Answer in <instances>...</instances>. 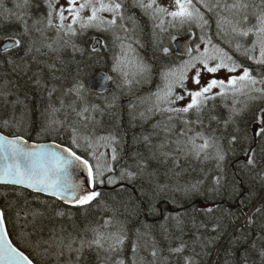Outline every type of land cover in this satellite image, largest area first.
<instances>
[{
    "label": "trees",
    "instance_id": "obj_1",
    "mask_svg": "<svg viewBox=\"0 0 264 264\" xmlns=\"http://www.w3.org/2000/svg\"><path fill=\"white\" fill-rule=\"evenodd\" d=\"M0 3V44L21 42L0 52V133L29 142H56L93 166L97 161L92 153H103L101 164L113 171L98 177L104 183L97 182L95 188L115 187L99 190L100 195L88 204L64 206L21 188L0 186V210L9 238L19 250L34 264H117L121 260L124 264H264V94L251 93L255 99L238 97L246 106L234 104L231 93L216 96L199 112L181 114L157 111L153 99L151 106L137 112V96H154L167 83L164 74L180 69L187 59L174 53L171 38L191 32V47L205 44L201 37L211 38L260 80L264 65L242 54L252 46L253 36L228 40L225 35V42L219 41L217 9L209 12L193 0L208 20L206 27L194 24L176 31L153 52L142 54L134 40L123 41L101 30L107 23L100 30L81 29L79 22L72 21L61 22L64 27H60L52 14L49 24L51 8L42 0H28L27 6L24 0ZM4 9L18 13L22 20L8 17ZM121 12L150 29L164 19L150 21L138 5L122 7ZM254 22L250 17L248 23ZM69 24L75 35L68 32ZM95 40L100 45L92 48ZM142 41L152 48L154 41ZM123 42L137 52V65L147 66L145 84L137 86L130 75L115 74L114 67L124 65L119 54ZM164 48L169 49L167 54ZM252 55L258 57L259 49ZM97 71L111 77L108 91L101 95L87 87L88 77ZM85 108L95 117L82 123L79 113H87ZM142 114L147 115L139 117ZM197 133L213 141L199 156L187 143L193 137L197 145L203 144ZM41 134L48 138L38 140ZM74 136L82 140L81 145L73 144ZM112 148H116L115 161ZM218 151L223 160L218 159ZM249 158L254 161L251 165ZM109 177L115 182L109 183ZM98 236L102 247L91 243ZM116 237L123 243L116 244ZM42 238L53 243L72 239L78 257L65 263L56 257L43 259Z\"/></svg>",
    "mask_w": 264,
    "mask_h": 264
},
{
    "label": "snow or ice",
    "instance_id": "obj_2",
    "mask_svg": "<svg viewBox=\"0 0 264 264\" xmlns=\"http://www.w3.org/2000/svg\"><path fill=\"white\" fill-rule=\"evenodd\" d=\"M197 3H202L209 12L213 9H221L230 13L229 15H222L217 13L216 27L218 33H224L228 35L229 32L234 36L249 37L253 36L255 39L252 42L250 48L243 50V55L248 59L254 61L257 65H264V0H260L259 5L250 3L249 0H232V3H228L227 0H216L215 4H208L206 0H196ZM67 11L72 16V24L80 23L81 29H87L90 27L99 28L105 23L109 26H114L117 23L116 17L119 16L121 20L124 19L121 12L122 4L117 0H111L110 3H104V0H84L83 3H79L77 6V0H67ZM137 5L144 9L146 12L151 10L153 14L160 12H167L168 16H171L174 21L180 25L184 24H197L198 26L207 25L208 20L205 19L204 13L200 11V8L193 3V0H175L176 10L168 12L167 9L160 8L156 5V0H148V3H144L143 0H136ZM28 0H24L23 6H27ZM2 7V3H0ZM17 8L21 5L17 4ZM49 7L52 4L49 3ZM85 8L91 9V14L87 17V21L81 19L80 13ZM249 9H252L249 12ZM65 9L61 7L59 11V17L61 22L65 20ZM103 12H110L113 14V19L105 21L100 15ZM4 13L11 17L15 15L18 20H22V17L18 13H13L10 9H4ZM49 24H51V12L48 13ZM254 18V23L249 24V18ZM72 24L67 26L68 32L75 35L76 30L72 27ZM247 25V26H244ZM60 27H64L61 23ZM123 27V25H121ZM119 38V37H117ZM175 39V38H173ZM201 41L205 43L203 53L197 56H192L190 60L185 61L179 71H169L164 74V78L168 81L165 84L164 90L158 91L155 95V103L153 107H156L157 111H163L168 113H189L191 110L199 112L202 107L210 99H215L216 96L227 97L231 93L233 102L244 103L246 101H239L238 97H247L248 99H255L251 93L264 94V87L257 88L259 83L264 85V78L257 80L252 75L249 67L244 66L241 63H237L233 59V56L225 51L224 48L219 47L212 43V39L208 38L206 41L204 37H201ZM20 40H15L14 44L19 45ZM208 45H211L209 48ZM123 48V44L121 45ZM257 48L259 49V56L252 55ZM241 45H236V51H240ZM130 50V46H129ZM7 51V48H5ZM164 53H168L169 49L164 48ZM196 51L199 53V45H197ZM210 61H215L214 65L210 66ZM120 64V60H117V65ZM197 64L202 66V69L209 74L220 73L221 70L227 73L224 78H210L205 79L202 82L201 68L197 67ZM141 71H148V68L143 63L139 64ZM195 69V74L189 78L187 75L188 70ZM114 70H118L114 67ZM239 70V71H238ZM169 77L174 79L169 80ZM196 86L197 90H189L186 86V81ZM179 87L184 90V93L191 98L184 107L173 108L167 107L160 109L159 104H174L178 100H183L184 95H175L174 89ZM214 89H219L218 92L213 93ZM212 94V95H209ZM174 97V98H173ZM152 109L150 108L149 111ZM87 112L88 109L83 110ZM83 113H79L82 115ZM172 119L171 116L168 117ZM187 124L188 121H185ZM75 131V130H74ZM264 133V129L261 130ZM180 135H184L181 133ZM197 137L201 138L203 144L197 145L195 138L190 137L187 141L191 145L190 151L196 156H199L205 149L213 146V141L203 136L202 133H197ZM87 140V137H85ZM110 139L114 140L115 137ZM147 139V138H146ZM235 139V138H234ZM73 144L77 143L75 136L73 137ZM179 144V141L177 142ZM78 146V145H77ZM89 147L91 142L89 141ZM57 148L60 146L57 145ZM65 153L67 155H65ZM97 163L94 166L88 159L77 155L71 148H63L60 151L54 149H48L44 145H32L28 146L27 141L23 140V137H15L9 139L6 136L0 135V183L23 185L27 188L34 189L38 192H47L53 196L60 197L61 199H71L73 202L85 205L95 200L100 193L95 190H86L84 184L87 183L91 189H95L97 182L104 183L103 180H97L98 177L103 176L105 171L112 172L113 168L109 165L101 164V157L95 152L92 153ZM218 159L223 160L222 154L217 153ZM111 159L115 161L116 148H112ZM247 163L253 164L254 161L249 158ZM86 170V181H77L74 179L73 170ZM124 173H121L123 176ZM131 176V173H128ZM109 183H114V178H108ZM211 211V209H209ZM5 217L4 213L0 211V264H33L32 259L28 255L13 247L11 241L7 239V233L4 231ZM101 237L93 240L91 243L102 247ZM123 239L116 237V244H122ZM70 247V245H69ZM111 247L115 248V245ZM175 251L179 252L181 249L177 248ZM155 255V252H153ZM117 264H124V262L118 261Z\"/></svg>",
    "mask_w": 264,
    "mask_h": 264
},
{
    "label": "rangeland",
    "instance_id": "obj_3",
    "mask_svg": "<svg viewBox=\"0 0 264 264\" xmlns=\"http://www.w3.org/2000/svg\"><path fill=\"white\" fill-rule=\"evenodd\" d=\"M143 2L148 3V0H143ZM206 2L207 3L213 2L215 4L216 0H206ZM222 2H223V0H222ZM227 2L232 3V0H227ZM249 2L254 3V4H260V0H249ZM104 3H107V2L104 1ZM156 5L160 8L167 9L168 12L176 10L175 0H156ZM61 7H63L65 9V11H64L65 20L63 22L72 21V16L67 11V8H68L67 0H58V2L53 1V7H52L53 9L51 11L53 22L56 24H61V20L59 17V11H60ZM218 12L221 13L222 15H229L230 16V13H228L226 11H222L221 9H217V13ZM249 12H251V9H249ZM90 14H91V9L85 8L80 13L81 19L87 18ZM156 14H157V15H155L156 18H164L159 25H156L159 21H157L153 25V26L156 25L155 26L156 29H150L149 27L145 28L143 25L138 24L137 20H133V19L129 18L128 16H123L124 17L123 20H121L117 16L116 17L117 18L116 19L117 20L116 25L109 26L106 24L107 26H104L103 28H101V30H104V32L110 33V34L114 35L115 37H119L118 39H120V40L123 39V41H127L129 39L131 41L134 40L133 42H136L141 53L147 54L150 51L153 52L157 48L158 44L166 43L171 38V35L174 32L185 31L195 24V23H193L191 25H189V24L180 25L178 22L174 21L171 16H168L167 12H160V13H156ZM100 15L106 21L113 19V14L110 12H103V13H100ZM121 25H123V27H121ZM204 27H206V25H204ZM91 28L99 29L96 27H91ZM221 33H218L215 30V36H217L218 40L225 42V35H224V33H222V34ZM177 37H179V36L176 35L175 38H177ZM234 37H238V36H234L233 34H231L229 32L228 40H233ZM143 39H148L149 41H154L152 44V48L150 46L147 48L142 41ZM173 40L174 39L171 38V43ZM122 44H123V48L121 47ZM195 45L196 46L193 45L194 47H191L192 52H194V50H195V53L192 56H197L200 53H203V51H204L205 44L200 43V44H195ZM197 45H199V53L196 51ZM131 48H132V46H130V50H129V45L127 44V42H125V43L123 42L119 45V50H120L119 54H120L121 59L124 61V65L122 68L116 70L115 74L116 75H121V74L130 75L132 80H137V86H140V85L146 83V80L148 79L149 76H148L146 71H141L140 67L137 65V52L138 51L134 53V52H132ZM190 59H191V57L184 60L183 64L185 61H188ZM125 62H126V64H125ZM214 63H215V61H210V66L214 65ZM197 67L201 68L202 82H203V80L210 79V78H221L222 79V78H224L225 75H227V73L224 72L223 70H221L220 73L209 74V73H206L202 69L201 65L197 64ZM180 69H181V67H180ZM180 69H178L176 71H179ZM194 74H195V69H190L187 72V75L189 76V78H191ZM172 79H174V77H171V78L169 77V80H172ZM118 80H120V78H118ZM165 82H168V81L165 80ZM165 84L166 83L161 85V89L159 91L162 92L164 90ZM186 86L189 90H197L196 86H194L191 83L190 79H189V81H186ZM257 87L261 88V87H264V85L259 84ZM218 91H219V89H214L213 93L218 92ZM157 92L158 91H156L155 94ZM175 95H184V99L178 100L174 104L161 103V104H159V108H161V107H163V108L184 107L191 100V98L184 93V90L179 88V87H176L174 89V96ZM209 95H212V94H209ZM153 99L154 100L156 99L155 95L152 96L149 94V95H145L142 97L137 96V112H140L142 110V108H144V107L151 106L153 104ZM73 107H74V105H72L71 108H73ZM145 115H147V114L139 115V117H143ZM94 117H95V115L91 111L88 110L87 113H83L82 115H80V121L82 123L84 121H92V119ZM78 123H76V124H78ZM73 126H75V124ZM37 138H38V140L42 141V140L47 139L48 135L47 134H41ZM77 142L81 145L80 142H82V140L77 139ZM94 170H95V164H94ZM69 245H70V247H69ZM26 246H29V245L26 244ZM73 248L74 247L72 245V239H68L67 242H63L61 239H59L56 243H53L48 239L46 240V239L42 238L41 239V249H40L41 252H40V254H41V257L43 259L48 258V257H56L57 260L58 259L63 260L65 263V262H70L72 260V258L78 257V252H79L78 247H77V250H75V248L74 249Z\"/></svg>",
    "mask_w": 264,
    "mask_h": 264
},
{
    "label": "water",
    "instance_id": "obj_4",
    "mask_svg": "<svg viewBox=\"0 0 264 264\" xmlns=\"http://www.w3.org/2000/svg\"><path fill=\"white\" fill-rule=\"evenodd\" d=\"M193 36H194L193 33L189 32V33H185V34L177 37L176 39H174V41L172 42V46H173L174 52L177 56L184 58V57H187L189 55L190 46H191ZM97 45H99V41L95 40L92 47L95 48ZM14 46H15L14 41H11V40L4 41L0 44V52L5 51V48H7V50H9V49L13 48ZM110 81H111V77L108 73H105L102 71H97L88 77L87 87L91 92L101 95V94H104L105 92L108 91ZM0 135H3V134L0 133ZM3 136H6V135H3ZM6 137H8L9 139H13V138L18 137V136H6ZM23 140L27 141L24 138H23ZM27 145L28 146L44 145L48 149H54L57 151H60L63 148H68L66 146L60 145V144L53 142V141H43V142H29V141H27ZM57 145H59L60 147L57 148L56 147ZM65 155H67V154L65 153ZM2 162H3L2 158H0V163H2ZM73 175H74V179H76L77 181H86V177H87L86 170H79V169L73 170ZM0 186H11V187H16V188H21V189L27 190L33 194H36V195L52 198L64 206L78 205L77 203L73 202L71 199H67V200L61 199L60 197L53 196L50 193L38 192L34 189L27 188L23 185H13V184L0 183ZM84 187L86 190H95V191L115 189V187H106V186H100V187H97L95 189H91L87 183L84 184ZM4 231L7 233V229H6L5 224H4ZM7 239L9 241H11L9 236H8V233H7ZM12 245H13V243H12ZM13 247H15V246L13 245Z\"/></svg>",
    "mask_w": 264,
    "mask_h": 264
},
{
    "label": "flooded vegetation",
    "instance_id": "obj_5",
    "mask_svg": "<svg viewBox=\"0 0 264 264\" xmlns=\"http://www.w3.org/2000/svg\"><path fill=\"white\" fill-rule=\"evenodd\" d=\"M10 1V0H9ZM53 1L54 2H58V0H42V2L43 3H51L52 4V7H53ZM105 2H107V3H110L111 2V0H104ZM84 2V0H77V6L79 5V3H83ZM117 2H119V3H121L122 4V7H127V6H131V5H137V3H136V0L134 1V0H130V1H123V0H117ZM51 7V11H52V8ZM137 8V7H136ZM141 14H143L144 15V17L146 16L150 21H151V19L153 18L154 19V17H155V15H156V13L155 14H153L152 12H151V10H148L147 12L144 10V9H141ZM145 17V18H146ZM163 19V18H162ZM157 20V19H156ZM155 24V23H154ZM140 49H136V51H139Z\"/></svg>",
    "mask_w": 264,
    "mask_h": 264
},
{
    "label": "bare ground",
    "instance_id": "obj_6",
    "mask_svg": "<svg viewBox=\"0 0 264 264\" xmlns=\"http://www.w3.org/2000/svg\"><path fill=\"white\" fill-rule=\"evenodd\" d=\"M43 197H45V196H43ZM46 198H48V197H46ZM49 199H52V198H49ZM52 200H54V199H52ZM55 201V200H54ZM57 202V201H56ZM59 203V202H58Z\"/></svg>",
    "mask_w": 264,
    "mask_h": 264
}]
</instances>
